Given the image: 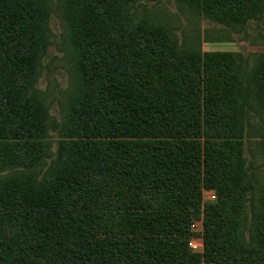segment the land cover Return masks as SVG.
<instances>
[{"label": "trees", "instance_id": "obj_1", "mask_svg": "<svg viewBox=\"0 0 264 264\" xmlns=\"http://www.w3.org/2000/svg\"><path fill=\"white\" fill-rule=\"evenodd\" d=\"M174 3L182 29L143 0H0V264H264V52H203L196 23L250 28L264 0ZM54 12L60 123L37 88Z\"/></svg>", "mask_w": 264, "mask_h": 264}, {"label": "rangeland", "instance_id": "obj_2", "mask_svg": "<svg viewBox=\"0 0 264 264\" xmlns=\"http://www.w3.org/2000/svg\"><path fill=\"white\" fill-rule=\"evenodd\" d=\"M54 4L55 0H51ZM147 8H155L162 15L171 17L177 16V9L174 0H143ZM178 17V16H177ZM198 28L201 30L202 51L222 52V53H261L264 52V19L260 22L250 24V28L227 30L218 28V25L200 18L196 20ZM195 23V25H197ZM50 28L52 31V42L48 46L46 55L40 71L37 88L42 97L47 102L50 115L55 122H61V116L66 110V100L70 94L72 85V56L67 42V32L57 13L54 12L50 18ZM175 25L180 29L186 25L185 19L175 17ZM178 35L181 33L177 31ZM254 119V120H253ZM253 122L260 123L258 117L253 118ZM51 152L57 149L58 134L51 133ZM248 147L255 150L253 145ZM245 155L248 156L245 144ZM18 170L0 171V181L9 178L11 175L19 173ZM217 198L214 192H207L204 201L214 202ZM193 223V222H192ZM198 239V234L195 236ZM195 238V239H196ZM201 238V237H200ZM192 239V238H191ZM203 244V239L202 242ZM203 253V249H202ZM197 254V253H195Z\"/></svg>", "mask_w": 264, "mask_h": 264}, {"label": "built area", "instance_id": "obj_3", "mask_svg": "<svg viewBox=\"0 0 264 264\" xmlns=\"http://www.w3.org/2000/svg\"><path fill=\"white\" fill-rule=\"evenodd\" d=\"M190 230L195 234L193 238L189 241V248L193 253H202L203 244L202 242V223L193 222L190 226ZM198 234V239L195 237ZM201 237V238H200ZM196 238V239H195Z\"/></svg>", "mask_w": 264, "mask_h": 264}, {"label": "crops", "instance_id": "obj_4", "mask_svg": "<svg viewBox=\"0 0 264 264\" xmlns=\"http://www.w3.org/2000/svg\"><path fill=\"white\" fill-rule=\"evenodd\" d=\"M207 192L204 193V195L206 194ZM203 200H204V196H203ZM194 222H198V223H202V215L200 216V218ZM202 235V233H201ZM202 237V236H201ZM199 255H202V253H199Z\"/></svg>", "mask_w": 264, "mask_h": 264}]
</instances>
